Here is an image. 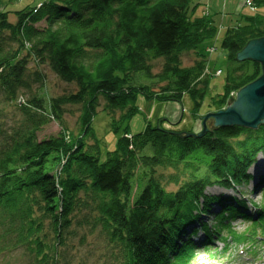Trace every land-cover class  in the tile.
<instances>
[{
  "label": "trees",
  "instance_id": "16d2710c",
  "mask_svg": "<svg viewBox=\"0 0 264 264\" xmlns=\"http://www.w3.org/2000/svg\"><path fill=\"white\" fill-rule=\"evenodd\" d=\"M198 2L44 0L14 11L0 8V93L6 103L0 107V258L22 249L23 264L66 260L58 251L66 242L63 233L83 209L115 244L110 264H195L198 248L221 240L227 249L224 232L255 248L264 244V203L206 193L214 184L235 188L255 181L264 198V173L249 172L264 157V125L221 126L202 137L167 130L165 121L148 122L136 133L129 125L141 112L139 96L181 101L187 93L198 116L208 84L201 80L205 59L183 66L180 53L217 32L211 18L198 15ZM257 4L261 9L264 0ZM262 15L226 32L222 47L237 66L227 74L224 95L214 100L219 107L262 74L260 62L236 59L250 40L264 37ZM160 57L165 64L154 73L152 60ZM33 60L75 82L78 90L49 100L38 96L32 78L44 77L40 70L29 75ZM138 76L168 83L155 90L156 83L139 82ZM15 98L20 115L6 126L3 111ZM101 99L112 131L122 132L105 159V142L94 127ZM68 104L82 105L74 132L63 123ZM52 120L62 128L41 138ZM169 168L174 172L167 175ZM166 180L179 184L176 191L165 187ZM210 215L213 223L205 218ZM236 217L249 220L250 227L236 234L231 226Z\"/></svg>",
  "mask_w": 264,
  "mask_h": 264
},
{
  "label": "rangeland",
  "instance_id": "374dc122",
  "mask_svg": "<svg viewBox=\"0 0 264 264\" xmlns=\"http://www.w3.org/2000/svg\"><path fill=\"white\" fill-rule=\"evenodd\" d=\"M42 2H44V0H0V8L14 11L22 9L30 4L41 5ZM198 3H200L197 10L198 15H206L209 19L211 18L212 25L215 24L214 27L217 29L215 36H213L214 39L211 38L210 41L207 40L196 48L187 49L180 53V59L183 66H192L196 60L202 59L203 57L205 59L206 67L204 68V72H202L201 80L206 78L208 84L205 89L206 93L204 101L198 111V116L194 117V102L187 93L184 94L181 101L146 100L143 96H139L138 104L141 107V112L129 122L131 131H134V133L142 131L148 122L159 126V123H163V121H165L163 127L167 130L175 131L176 133L182 132L183 134L186 132L199 133L202 131V122L208 114L226 109L229 106L231 97L233 99L236 98L234 92H231L226 99L227 103L225 102L223 106L219 107V105L217 106L214 102L215 99L219 100L224 95L227 74L237 66L234 60L231 61L228 58L226 50L222 47V42L229 29H234L239 25L247 23V21H250L248 20L249 17H259L258 15L261 14H263V17L264 7L262 6L261 9L258 8L257 0H199ZM10 19L13 22L18 20L14 12L10 14ZM258 21L259 20L256 22ZM237 56L236 59L238 61L253 60L250 58L239 60ZM165 61V57L152 60L153 72L160 73ZM30 69V76L34 75L35 70H40L44 77L43 82H37L34 79L35 77L32 78L33 88L37 90L36 93L38 96L44 94L49 100V98L76 92L78 90L79 86H77L75 82L73 83L62 80L59 76H56L47 65H38L37 62L33 60L30 63ZM138 80L139 82L141 80L142 83L145 84L151 83L152 85L153 82L156 83L155 85L153 84L155 90H158L160 86H162V88L165 87L168 83L155 80L153 82L148 80L145 81L141 76H138ZM199 85L201 86V83ZM2 95L3 92L0 93V107H4L6 104L2 103L5 98ZM23 95L25 100H27V95ZM103 102L104 100L101 99L102 106L99 108L100 111L94 118V127L97 136L105 142V151L103 157H101L105 159L106 151L115 148L116 142L122 132L117 134L112 131L110 126V116L107 112L102 110ZM5 107L7 108L3 111V116L5 117L4 124L10 126L20 115L17 110H14L16 107L20 106L15 98L13 102L8 103ZM81 109V104H68L65 106L62 115L63 123L70 131L74 132L77 130L78 116L81 113ZM205 122L208 128V130L205 131L206 133L217 127H221L215 124L213 117L208 118ZM60 128H62L60 122L52 120L42 128L40 131V137L43 138L56 135L60 131ZM250 129L256 130L257 128ZM127 135L131 136V134ZM259 160L261 161L260 165L258 163V167L252 169V172L257 176L258 174L262 175L264 173V157L260 156ZM140 171L143 173V170ZM173 172L174 170L172 168L165 170L167 175L170 173L172 174ZM164 184L165 187L170 190L176 191L179 187V184L174 185L167 180L166 182L164 181ZM254 188V181H251L249 184L241 182V184H237L235 188L214 184L207 187L206 193L211 195L222 194L225 196H238L246 199L248 205H251L252 202L258 206L262 205L264 203V198L260 196L259 189ZM92 215L91 211L88 212V210L83 209L72 216L73 218L70 228L63 233L66 242L64 243V246H60V250H58L61 252V255H65L66 260H59L61 257V255H59L57 257L59 264H110V252L115 244L108 240L107 234H105L102 225L94 222ZM205 218L210 223L214 222L213 215H210L209 217L206 216ZM231 224L236 234L242 232L244 228L250 227L249 220L246 221L241 217L231 219ZM46 228L48 230V226H46ZM224 233L229 236L226 240L227 249H223L224 247L221 240H216L211 247L198 248L196 249L194 259L195 264H264V244L255 248V245L247 243L248 241L237 242L234 238L228 235L227 232ZM49 235L50 238L53 237V232ZM202 237L203 232L200 230L195 238L199 241ZM214 247H219L220 251L217 253ZM22 256V249L14 250L11 255L4 257V259L0 258V264H23L25 259ZM71 258L72 263L70 261ZM5 259L7 260L6 262Z\"/></svg>",
  "mask_w": 264,
  "mask_h": 264
},
{
  "label": "water",
  "instance_id": "95a60500",
  "mask_svg": "<svg viewBox=\"0 0 264 264\" xmlns=\"http://www.w3.org/2000/svg\"><path fill=\"white\" fill-rule=\"evenodd\" d=\"M237 57L239 60L250 58L260 62L263 73L238 90L235 100L231 97L226 109L208 114L202 122L201 132H186V136L205 135L208 130L205 121L210 117L214 118L218 126L239 125L252 128L264 124V37L250 40ZM178 134L184 135L182 132Z\"/></svg>",
  "mask_w": 264,
  "mask_h": 264
},
{
  "label": "bare ground",
  "instance_id": "6f19581e",
  "mask_svg": "<svg viewBox=\"0 0 264 264\" xmlns=\"http://www.w3.org/2000/svg\"><path fill=\"white\" fill-rule=\"evenodd\" d=\"M238 92V91H237ZM237 92H234V94H235V96L237 95ZM235 100V99H234ZM260 126H262V125H260ZM253 129H255V128H258V126L257 127H252ZM257 166H253V168L252 169H254V168H256ZM252 169L249 171V172H252ZM253 173V172H252ZM255 182V181H254ZM261 196V195H260Z\"/></svg>",
  "mask_w": 264,
  "mask_h": 264
}]
</instances>
